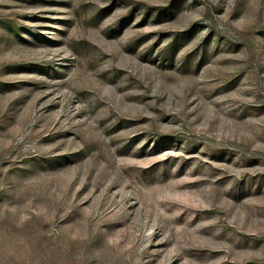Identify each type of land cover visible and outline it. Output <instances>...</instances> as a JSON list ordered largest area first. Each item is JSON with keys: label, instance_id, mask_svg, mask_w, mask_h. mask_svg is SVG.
<instances>
[{"label": "rangeland", "instance_id": "1", "mask_svg": "<svg viewBox=\"0 0 264 264\" xmlns=\"http://www.w3.org/2000/svg\"><path fill=\"white\" fill-rule=\"evenodd\" d=\"M0 264H264V0H0Z\"/></svg>", "mask_w": 264, "mask_h": 264}]
</instances>
